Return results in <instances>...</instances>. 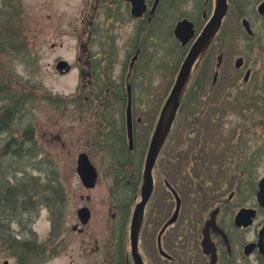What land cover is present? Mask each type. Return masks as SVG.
I'll return each mask as SVG.
<instances>
[{"label":"flooded vegetation","instance_id":"1","mask_svg":"<svg viewBox=\"0 0 264 264\" xmlns=\"http://www.w3.org/2000/svg\"><path fill=\"white\" fill-rule=\"evenodd\" d=\"M225 1L226 13L153 170L139 239L145 264H264V0ZM217 2L79 0L69 29L78 36L77 56L66 60L71 71L79 69V83L65 99L97 120L93 146L108 158L113 200L103 246L89 226L91 196L77 210L72 231L82 237L83 255L103 250V264H135L131 222L148 137L163 108L148 113V89L155 87L148 79L156 83V76H165V104L188 54L212 23ZM181 35L190 36L187 43ZM90 150L82 152L89 159ZM81 209L88 212L80 215ZM52 234L53 229L48 239Z\"/></svg>","mask_w":264,"mask_h":264},{"label":"rangeland","instance_id":"2","mask_svg":"<svg viewBox=\"0 0 264 264\" xmlns=\"http://www.w3.org/2000/svg\"><path fill=\"white\" fill-rule=\"evenodd\" d=\"M4 1L0 0V10ZM8 2L14 15L13 27L22 30L27 39L28 51L25 57L20 56L18 51H9L0 57V85L3 84V78H7L13 90L27 89L34 97L33 108L29 110L28 116L23 118V125L29 122L33 124L36 146L34 145L26 159L24 156V159L9 157L6 160L2 154L5 136H0V188L3 190L2 184L7 175L11 177V174H18L17 177H21L23 174H29L32 178L31 182H27L32 193L41 191L42 187L51 182L54 189L47 187L45 193L54 195V198L59 200V205L55 214L50 213L53 205L49 207L45 204L27 210L21 216L22 226L16 222L10 226L7 222H4L5 226L2 223L0 264H19L20 249H16L20 247L18 240L30 243L31 264H37L38 261V264H103L105 251L94 253L92 257L90 252L83 255L82 237L73 232L72 227L78 224L77 210L82 205H87L86 197L91 196L90 205L94 209V217L89 226L94 228L102 246L108 244L110 232L107 223L110 222L113 203L110 197L111 169L106 164V153L93 146L98 144V125L95 127L93 123L97 120L92 116H82L78 109L79 104L76 105L75 100L65 99L78 87L79 69L75 68L66 74H60L56 69L57 59L62 58L69 62L76 59L78 36L70 33L69 29L73 26L71 21L77 17L79 0ZM3 20L4 17L1 16L2 23ZM228 47L230 50L232 44ZM148 80L155 86L148 89L149 97L153 96V104L149 105L148 113L153 111V115L155 110L160 111L163 107L169 89L165 76H156V83H153L152 79ZM155 126L150 131L149 143ZM87 147H91L90 159L99 171L97 186L92 190L83 187L76 172L77 157ZM261 171L264 173V168H261ZM52 229L53 234L48 239ZM6 231L12 235V243L5 238ZM93 245L95 246L94 243ZM12 246L16 247L13 249Z\"/></svg>","mask_w":264,"mask_h":264},{"label":"trees","instance_id":"3","mask_svg":"<svg viewBox=\"0 0 264 264\" xmlns=\"http://www.w3.org/2000/svg\"><path fill=\"white\" fill-rule=\"evenodd\" d=\"M8 3V0H5L0 10L2 12L0 13V57L3 54H8L9 51H18L20 56L25 57L28 51L27 39L23 36L22 30L19 28L15 29L16 26L15 28L13 27L14 15L11 13L12 9ZM1 16L4 17L3 23L1 22ZM21 59L25 60L23 57ZM33 105L34 97L31 96L27 89L13 90L10 81L7 78H3V84L0 85V136H5V142L2 145L4 159L7 160L9 157L24 159V156L26 159V157L30 156V151H32L34 145L36 146V134L33 124L29 122L23 125V118L28 116L29 110L33 108ZM184 107L185 111H188L186 103L185 105L183 104L182 108ZM184 123L189 128L188 120H185ZM17 175L11 174V177L7 175L8 177L2 184L4 191L0 188V226H2V223L5 226L4 222L9 223V226L13 222L22 226V214L31 208L44 206L45 204L46 206L53 205V209H55L53 214L57 212L59 200H56L54 195L49 196L45 193L47 187L54 189V187H51V182L46 187H42L41 191L32 193L28 184V182H31V175L23 174L21 177H17ZM7 233L8 231L4 233L5 238L12 243V235ZM13 243L16 242L13 241ZM17 243L20 244V247L12 246V248L20 249L18 253L19 264H31L30 243L28 241L25 242V240H18Z\"/></svg>","mask_w":264,"mask_h":264},{"label":"water","instance_id":"4","mask_svg":"<svg viewBox=\"0 0 264 264\" xmlns=\"http://www.w3.org/2000/svg\"><path fill=\"white\" fill-rule=\"evenodd\" d=\"M225 13H226V1L218 0L216 7V14L212 23H210L205 28L204 32L202 33L200 38L196 41L192 50L188 54L186 60L182 65L177 81L161 111L155 132L151 139L149 151L145 162V167L143 172V185L141 192L142 197L140 202L137 204L132 219L130 239L132 245V255L135 264H145L142 261V258L139 254L138 244H139L140 231L144 219L145 207L153 191V185H154L153 169L156 165L158 156L167 140V137L172 129L177 112L182 103L184 95L188 89L190 81L194 75L195 69L197 68L200 61L204 57L207 49L210 47L211 43L213 42L214 37L220 27L221 19L225 15ZM180 37L182 39V42L185 44L188 42L190 36L185 37L181 35ZM57 70L61 74H65L70 71V67L66 61H61L57 66ZM131 106H132L131 103H129L127 109V119H128L129 137L131 139V144H132L133 139H132V129H131V119H132ZM78 172L84 184L87 187L93 188L95 186L97 181V172L96 169L90 164L86 154L81 155L79 158ZM262 188H264V181L262 182ZM177 215H178V211L170 223L175 221Z\"/></svg>","mask_w":264,"mask_h":264}]
</instances>
